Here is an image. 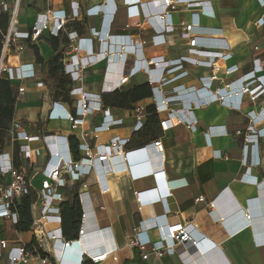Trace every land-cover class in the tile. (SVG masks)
Returning a JSON list of instances; mask_svg holds the SVG:
<instances>
[{
	"label": "crops",
	"instance_id": "crops-1",
	"mask_svg": "<svg viewBox=\"0 0 264 264\" xmlns=\"http://www.w3.org/2000/svg\"><path fill=\"white\" fill-rule=\"evenodd\" d=\"M114 1L119 9L111 33L130 35L133 41L143 43L142 53L145 57L161 55L165 60L190 54L188 40L182 36L181 22L189 23L190 14L199 12V24L191 35L198 36L202 42L214 43L206 46L211 50L232 51L230 59L225 62L219 60L217 80L213 82L212 88H221L232 83L226 89H229V94L231 93L227 97L233 98V101L236 100V81L240 76L251 72L254 68L256 76L264 75V23L257 24L258 19L264 16V6H261L258 0H203L200 6L180 4L176 10L171 11L175 30L171 33L170 42L164 45L151 42L154 34L153 25L154 28L156 27L152 16L158 13L161 0H136L137 7L143 15L136 21L139 23L135 27H126L128 17L123 0ZM101 2L102 0H22L21 6L24 4V8L30 10V13L27 16L21 14L23 10L21 8L19 22L22 29H27L37 14L43 13L48 8L70 11L78 6L82 10ZM204 5L208 7L210 13H206L207 8L204 7L205 13L200 12V8ZM147 15H150L151 19L145 18ZM99 21L98 17L79 18L69 24V29L77 31L82 36H88L89 27H98ZM148 24H152V27L150 28ZM50 37L44 32L36 43L27 45L18 58L11 59L13 66L33 63L36 72L35 78L23 82L26 87L25 98L15 101L14 118L22 122L23 128L29 135L56 133L67 136L71 143H77L80 139L93 151L98 145L109 144L114 137L130 138L131 141L126 146L129 150L141 147L153 139H160L163 144L162 163H156L154 153L149 154L152 152L151 147L147 148L148 154L145 155L146 164L150 169L154 172L161 171L163 185L168 192L161 201H151L152 197L148 198L154 217L147 221L142 220L136 193L157 188L158 193L161 194L154 175L133 180L126 171L104 172L105 167L97 163L96 170L83 178L87 184L85 188L81 187L80 183L69 185L64 191L66 198L68 200L77 198L78 192L86 191V201L92 210L87 235L75 246L103 245V240L107 237L106 231L117 246V259L113 260L109 257L102 264H151L152 259L143 260L137 249L127 246V238L141 223L164 226L165 221L161 214L170 213L176 214L184 223L195 221L193 234L196 244L184 242L178 247L176 254H163L160 259L161 264H204L201 257H204L205 253L210 254V259L215 264H264V137H260L257 142L259 165L254 164L255 147L251 150L250 161L253 166L249 168L248 163L246 165L243 163L245 153L243 137L250 122L247 112L250 110L257 112L260 108H264V94L256 101L245 95L240 109L228 107L219 101L198 108L192 107L187 114L196 122L194 129L189 128L187 123H180L163 131L159 121L165 118L166 114L162 112L156 114L157 120L153 122L148 120L147 114L143 119V128L135 133L133 126L136 121L132 110L110 107V113L114 118L122 119L121 125L94 133L93 128L102 120V114L95 112L85 117L80 128L71 130L67 121L46 118L51 100L54 99L53 81L48 75L46 61L68 43V38L63 34L58 38L57 50H54L49 43ZM33 46L38 47L44 59L43 64L36 61ZM255 58H259L261 70H256L258 65L253 61ZM132 60L133 56L127 57L123 71L126 72L131 67ZM114 62L108 67L112 74L120 72L123 65L119 58L114 59ZM235 65L237 71L230 74L225 72L227 67ZM105 66L106 62L101 61L87 69L88 73L82 82L83 91L100 92ZM184 68L189 71V75L169 84L166 88L177 84H183L189 89L198 88L201 85L199 77L210 76L213 73L211 68L188 63H184ZM37 81L43 82L44 85L37 86ZM144 82L145 75L141 73L135 76L128 86ZM17 84L18 82L12 83L15 95ZM139 102L152 106L150 97ZM82 132L84 138L81 137ZM150 133H154L155 137L151 138ZM29 145L38 149L40 153L29 172L37 174L35 179L42 178L40 171L46 159L43 142L38 138L32 140ZM115 154L111 159V165L122 168L125 160L119 154ZM248 175L252 179L256 177V183L246 182L245 178ZM35 179L32 182L33 188ZM100 185L107 187V192H101ZM93 193L102 196L105 200V203L98 206L99 210L109 209L111 216L98 217ZM199 197L202 199H198ZM2 222L14 230L16 237L0 235V239L15 241L21 245L31 241L30 231L20 233L15 230L11 221L0 219V223ZM148 235L152 240L159 238L156 228L148 230ZM202 241L210 245L205 250L204 244L200 246Z\"/></svg>",
	"mask_w": 264,
	"mask_h": 264
},
{
	"label": "built area",
	"instance_id": "built-area-1",
	"mask_svg": "<svg viewBox=\"0 0 264 264\" xmlns=\"http://www.w3.org/2000/svg\"><path fill=\"white\" fill-rule=\"evenodd\" d=\"M136 0H123L127 8L128 22L126 27L136 26L143 15L136 3ZM264 6V0H258ZM130 3V4H129ZM22 0H0V14L8 15V25L3 33L0 50V78L5 77L16 85L15 101L25 98L26 87L23 82L35 78L36 72L33 63H21L17 66L11 64V59L18 58L27 47L36 43L47 32L50 36L68 38L67 45L59 52V63L62 72L69 80L67 86L68 100L52 99L46 118L48 120L67 121L70 129L80 128L85 117L95 112L102 114V120L93 128L94 133L101 130H109L114 126L122 124V119L114 118L110 113V107L104 106L101 95L113 92L128 86L130 81L138 74L145 75V82L151 88V105L155 114L164 112L165 118L160 119V128L165 131L170 126L180 123H187L191 129L195 128V120L187 113L192 107H200L219 101L228 107L240 109L242 98L246 95L252 101H256L264 94V75L256 76L255 68L251 72L240 76L236 83V100L230 99V84L225 87L212 88L217 80L218 62L227 61L232 56V51L225 52L211 50L208 44L200 40L198 36L191 33L199 24L200 13L192 12L189 23L181 22L183 29L182 36L187 38L189 55L179 56L172 60H165L163 56L157 55L145 57L142 53V42L133 41L130 35L111 33L115 20L118 4L114 0H102L101 3L80 9L78 6L73 10L48 8L43 13L37 14L35 20L27 29H22L19 16ZM180 4L187 6L202 5L203 0H161V7L154 18L153 36L151 42L157 45L168 44L171 40V33L175 30L171 11L178 8ZM210 13L206 5L200 8L201 13ZM149 12V11H147ZM98 17V27H89V35L82 36L75 30L69 29V24L79 18ZM145 18L151 19L150 15ZM134 19V21H132ZM159 22V24H158ZM264 23V16L257 21L258 25ZM151 28L152 24H148ZM205 43V44H204ZM118 51V52H117ZM118 55V56H117ZM128 56H133L131 67L125 72L124 66ZM122 60L120 72L110 73L108 67L114 59ZM106 62L101 88L99 93L83 91L82 82L88 73L91 65ZM256 70H261L262 65L259 58H255ZM184 63L212 69L210 76H201V85L198 88L185 87L177 84L166 88L169 84L189 75L184 68ZM237 66L227 67V74L237 71ZM37 86L44 83L37 81ZM188 106L189 108H185ZM146 104L139 101L131 109L135 118L133 131L139 132L144 126V117L149 114ZM250 120L244 133L245 153L243 163L248 167L251 164V150L253 152L254 164L259 165V154L257 152L258 139L264 137V108L257 112L248 111ZM240 133V131H236ZM208 135V133H205ZM81 137L84 138L82 132ZM43 142L46 151V159L41 167L40 187L34 189L32 182L37 174L29 172L34 164L35 158L39 156L38 149L30 147L29 143L38 139ZM130 138L114 137L107 145H98L93 151L87 144L79 139L76 143V152L73 151L71 141L67 136L56 133H41L38 136L29 135L23 128L20 120L12 118L8 130V144L0 151V219L11 221L15 225L18 221V214L15 211L16 202L23 195L34 191L35 197L31 204L32 225L30 228L31 241L28 244H19L15 241L0 239V264H102L107 258L117 259V246L105 231L106 239L103 245H80L75 246L84 236L87 235V228L91 224V208L86 201L87 192H78L77 198L81 208V218L77 232V238L68 240L62 234L61 203L68 200L65 190L69 185L80 183L85 188L87 184L83 178L91 171L96 170L97 163L102 164L104 172L126 171L131 179L136 180L146 176L156 177L161 194L157 188H151L136 193L139 201V212L142 220H149L154 217L151 201H161L168 192L165 190L161 171L154 172L146 164L145 155L147 148L151 147L149 154H155L156 163L164 161L163 144L160 139H153L145 145L127 149ZM14 144H18V152L14 154ZM119 154L124 158L122 168L111 165V159ZM148 154V153H147ZM257 178L252 179L250 175L245 178L246 182L256 183ZM264 181V180H263ZM108 188L100 185V191L105 193ZM154 197V198H153ZM198 199H202L199 197ZM165 225L148 223L140 224L127 238V246L137 249L143 260H151V264H161L163 254H176L178 247L186 243H195L193 225L195 221L187 223L178 219L176 214L162 213ZM156 228L159 238L152 240L148 230ZM18 243V244H17ZM196 244V243H195Z\"/></svg>",
	"mask_w": 264,
	"mask_h": 264
},
{
	"label": "trees",
	"instance_id": "trees-1",
	"mask_svg": "<svg viewBox=\"0 0 264 264\" xmlns=\"http://www.w3.org/2000/svg\"><path fill=\"white\" fill-rule=\"evenodd\" d=\"M8 25V15L6 13L0 14V50L2 45V37ZM49 43L54 50L58 48V38L51 36ZM34 47L36 61L43 64L44 59L40 55L38 47ZM59 52L52 58L46 61L48 68V75L53 81V98L68 100L67 86L69 80L62 72V66L59 63ZM151 96V88L146 82L140 84H133L115 90L109 93H103L101 99L104 106L117 107L121 109H132L133 105ZM151 122L157 120V115L153 112L152 106L146 107ZM15 112V92L12 83L5 77L0 78V151H2L8 144V130L11 120ZM149 136L154 138V133ZM131 141V140H130ZM130 143V142H129ZM145 143V142H144ZM73 151L76 152V142L71 143ZM14 154L18 152V144H14ZM34 191L27 195H23L16 202L15 211L18 214V221L14 225L17 232H28L32 225L31 204L34 200ZM61 217H62V234L68 239H76L81 218V208L76 197L71 200H66L61 203ZM90 264V262H86Z\"/></svg>",
	"mask_w": 264,
	"mask_h": 264
},
{
	"label": "rangeland",
	"instance_id": "rangeland-1",
	"mask_svg": "<svg viewBox=\"0 0 264 264\" xmlns=\"http://www.w3.org/2000/svg\"><path fill=\"white\" fill-rule=\"evenodd\" d=\"M21 8L23 9V10H21V14H26V16H27V14L30 13V10H26L24 8V4L21 6ZM41 49L43 51H45V49L42 46H41ZM128 63H130V60H129ZM128 66H129V64H128ZM40 179H41L40 177H37L35 179V181H34V188L35 189H38L40 187ZM94 197L96 199L98 217H100L101 215H103V216H111L112 213H111V211L109 209L99 210V208H98V206L100 204L105 203L104 198H102V196L97 195V194H94ZM0 235L1 236H7V237H10V238L16 237L14 230L12 228L8 227V225L6 223H4V222L0 223Z\"/></svg>",
	"mask_w": 264,
	"mask_h": 264
},
{
	"label": "water",
	"instance_id": "water-1",
	"mask_svg": "<svg viewBox=\"0 0 264 264\" xmlns=\"http://www.w3.org/2000/svg\"><path fill=\"white\" fill-rule=\"evenodd\" d=\"M203 244L205 245L204 250L207 249L208 246H210L209 244L207 245L206 241H202V243L200 244V246H202ZM209 255L210 254H206L205 253L204 257H201V259H203L202 261L204 262V264H215V263H212L211 262V259H210V256Z\"/></svg>",
	"mask_w": 264,
	"mask_h": 264
},
{
	"label": "bare ground",
	"instance_id": "bare-ground-1",
	"mask_svg": "<svg viewBox=\"0 0 264 264\" xmlns=\"http://www.w3.org/2000/svg\"><path fill=\"white\" fill-rule=\"evenodd\" d=\"M86 243V242H85ZM83 246H85V244L84 245H81V247H83ZM212 262V261H211Z\"/></svg>",
	"mask_w": 264,
	"mask_h": 264
}]
</instances>
